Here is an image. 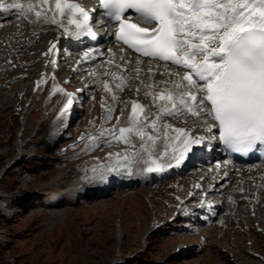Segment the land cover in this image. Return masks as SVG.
<instances>
[{
	"label": "snow or ice",
	"instance_id": "snow-or-ice-1",
	"mask_svg": "<svg viewBox=\"0 0 264 264\" xmlns=\"http://www.w3.org/2000/svg\"><path fill=\"white\" fill-rule=\"evenodd\" d=\"M12 10L21 20L34 15L37 21L43 18L45 22L57 24L73 39L79 40L82 36L98 39L93 28L94 17L80 3L0 0V13L12 14ZM91 11L115 26L116 39L128 49L170 64L178 70L176 75L183 73L173 84L174 91L166 89L160 95L168 105L162 107L155 118L149 120L145 106L132 101L131 115L127 119L130 126H120L121 117H116L117 125L105 129L100 136H81L80 142L89 140L82 154L99 149L101 141L108 146L115 141L136 148L132 134L142 141L139 151L115 154L116 164L97 165L91 169L94 174L116 171L122 157L130 175L131 164L141 153H147L148 159L144 162L150 164L146 168L148 173H161L174 166L166 163L165 157L179 166L209 139L196 134L199 128L212 134V139H218L232 153L264 152V0H99L98 8ZM66 25H73L74 30L70 31ZM53 48L54 44L49 51ZM99 54L98 48L85 51L75 70H79V64ZM172 74L170 71L169 75ZM111 75L115 78L116 73ZM120 79L123 81L125 77ZM104 87L111 91L108 82ZM57 91L68 97L61 110L63 115L71 108L75 97L54 85L53 93ZM146 94L151 95L153 101L157 98L154 93ZM112 99H118L114 93ZM114 111L113 107H108L105 122L112 118ZM164 116L176 117L177 121L185 123L191 116L193 125L175 127L167 121L158 125ZM145 127H150L154 134L146 132ZM160 139L164 141L163 150L154 159L156 142ZM112 156L109 153V157Z\"/></svg>",
	"mask_w": 264,
	"mask_h": 264
},
{
	"label": "rangeland",
	"instance_id": "rangeland-1",
	"mask_svg": "<svg viewBox=\"0 0 264 264\" xmlns=\"http://www.w3.org/2000/svg\"><path fill=\"white\" fill-rule=\"evenodd\" d=\"M31 28L24 30L23 35L0 34L8 42L0 45L6 54L26 63L24 70L33 76L39 69L38 55L41 56L43 45L38 39L40 33ZM33 58L36 63L30 62ZM149 69L153 71L152 67ZM126 72L133 76L153 75H139L135 67ZM136 80L132 78L130 84ZM161 81L169 82L170 78ZM27 86L28 79L24 78L13 88L0 89V196L11 190L18 195L16 204L21 206L6 215L0 208V264H264V235L250 229L257 226L256 221L264 227V201L258 209L263 210L259 216L252 212L246 216L245 209L239 207L235 217L241 219L240 223L210 229L202 248L198 246L200 235L173 229L168 223L152 229L154 223L166 220L170 211L163 195L147 188L141 195L142 207L135 209L130 208V203L144 188H125L73 205H38L36 195L46 188H60L59 182L65 180L68 168L55 169L58 156L46 142L55 126L53 116L47 123L43 121L46 108L39 100L29 102L24 109ZM148 91L145 85L141 96L145 97ZM50 101L52 106L62 99L55 96ZM23 109L26 113L18 115ZM84 123L80 117L70 130L80 129ZM28 189L30 192L21 193ZM27 194L34 197L25 200ZM124 196L128 201L123 200ZM93 205L103 208L93 209ZM187 246V253L181 252Z\"/></svg>",
	"mask_w": 264,
	"mask_h": 264
},
{
	"label": "bare ground",
	"instance_id": "bare-ground-1",
	"mask_svg": "<svg viewBox=\"0 0 264 264\" xmlns=\"http://www.w3.org/2000/svg\"><path fill=\"white\" fill-rule=\"evenodd\" d=\"M4 1V0H3ZM53 6V8H54V5H52ZM45 7H47V6H45ZM15 13V11H13L12 12V14H4V13H0V20L3 22V21H11L10 19L11 18H13V17H15L16 18V15L14 14ZM10 15H11V18H10ZM30 17V21H33V20H35V22H32V25H38V24H41V22L42 21H45L43 18H41V19H39L38 21L36 20V18L34 17V15H30L29 16ZM42 27H45V25H41ZM118 46V50H119V53H121V45L119 44V45H117ZM118 53V54H119ZM125 52H122L121 54H120V58H123L121 61L124 63L125 62V59H128L129 58V54L128 53H125ZM119 56V55H118ZM132 58H135L136 60L137 59H140V57H135V55H132ZM146 62V63H145ZM150 62H153V63H155V61H151V60H146L145 59V61L143 62V64H142V69L141 70H146V68H148L149 69V67H152V69L153 68H155V66H157L158 67V73H160V74H162L163 76L164 75H167V74H169V72L171 71H173L174 73H176L178 70L177 69H175V68H173V69H171V67H170V65H168V64H166V63H160V65H154V64H150L149 65V63ZM156 63H159V62H156ZM137 65V64H136ZM129 68H133V63H132V66H129L128 64H127V69L125 70V72L126 71H128V69ZM154 70V69H153ZM135 71H137L136 70V68H135ZM142 74H144L143 72H141ZM164 73V74H163ZM159 74V75H160ZM162 75H160V76H162ZM176 76H178V75H176ZM172 77V76H171ZM162 79H163V77H162ZM172 79H173V77H172ZM137 82V81H136ZM162 82V81H161ZM160 88H167V87H162V86H160ZM28 96V95H27ZM31 97H32V100H34L35 101V97L33 96V95H31ZM27 99V98H26ZM25 99V100H26ZM33 103V102H32ZM24 147V146H23ZM237 163H236V166H237V171L239 172V174H240V178H241V180L243 179L244 180V182H240V185L243 187V188H248V189H251L252 187H251V185L253 184V182H254V184H257V182L258 181H261V182H263L264 183V179H263V174H264V166H263V164L262 163H257V162H251V163H243V162H241V161H236ZM145 191H147L146 190V188H144V189H142V190H139V191H137V196L134 198V199H132V201H131V203H130V208L131 209H135L136 207H142V201H141V195H143V192H145ZM30 196H33L32 194L30 195ZM123 200H127L128 201V199H126L125 198V196H124V198H123ZM264 201V200H263ZM114 204H115V202H112L111 203V205L114 207ZM93 207V209H97L98 210V207L100 208V209H102L103 207L101 206V205H93L92 206ZM45 210V209H44ZM241 210V209H240ZM67 211V210H66ZM71 211V210H70ZM84 211H89V210H87V209H84ZM239 211V210H238ZM78 212V211H77ZM244 212H245V210H244ZM71 214H72V212H70ZM259 216V215H258ZM157 229V228H156Z\"/></svg>",
	"mask_w": 264,
	"mask_h": 264
},
{
	"label": "clouds",
	"instance_id": "clouds-1",
	"mask_svg": "<svg viewBox=\"0 0 264 264\" xmlns=\"http://www.w3.org/2000/svg\"><path fill=\"white\" fill-rule=\"evenodd\" d=\"M7 192H8V190L4 194H2L0 196V208L3 209V211H4L3 214L4 215H6L7 213L9 214V210L10 211H13V209L14 210H19V206L17 204L14 207H12V208H8V209L5 208L6 205H5L4 201H2L3 200L2 198Z\"/></svg>",
	"mask_w": 264,
	"mask_h": 264
}]
</instances>
